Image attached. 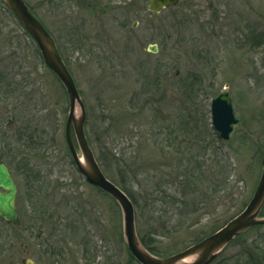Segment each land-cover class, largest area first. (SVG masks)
Masks as SVG:
<instances>
[{"label": "rangeland", "instance_id": "1", "mask_svg": "<svg viewBox=\"0 0 264 264\" xmlns=\"http://www.w3.org/2000/svg\"><path fill=\"white\" fill-rule=\"evenodd\" d=\"M25 2L54 37L85 104L94 155L116 182L115 161L130 182L137 179L138 190L150 161L175 160L170 148L165 159L152 147L158 126L175 130L177 141L194 134L215 140L211 102L229 85L240 126L230 141L205 149L225 166L226 179L213 202L190 215L189 226L171 231L163 220L154 227L161 235L148 240L162 256L185 250L245 209L263 171L264 0H179L158 13L149 11L150 0ZM12 14L0 0V157L18 187L21 225L0 218V264H140L128 251L119 205L73 165L64 136L67 92ZM150 45L157 54L148 52ZM152 76L160 78L152 79L162 83L160 95L141 113L144 78ZM190 77L195 91L184 103L180 87ZM29 120L46 132L42 150H27L15 139V127ZM144 214L137 219L139 235L151 234ZM256 236L252 230L234 240L212 264H264L252 253Z\"/></svg>", "mask_w": 264, "mask_h": 264}, {"label": "water", "instance_id": "2", "mask_svg": "<svg viewBox=\"0 0 264 264\" xmlns=\"http://www.w3.org/2000/svg\"><path fill=\"white\" fill-rule=\"evenodd\" d=\"M11 10L20 25L36 43L45 65L54 73L64 86L69 98V112L65 125L66 146L79 173L88 184L101 189L111 196L121 208L123 216L124 239L131 256L140 264H181L189 257H195L192 264H211L237 237L255 226H264V217L260 214L264 207V158L263 171L251 201L243 211L231 219L224 227L214 234L201 239L184 251L166 258L152 255L142 244L137 232L135 206L126 193L104 174L93 153L85 127L87 111L73 76L61 58L54 38L41 22L31 14L24 0H1ZM179 0H150L149 11L158 13L162 9L176 6ZM136 25V24H135ZM156 45H150L148 52L158 53ZM226 85L225 87H227ZM229 92H223L211 102V122L220 139L229 141L235 130L240 126L236 117L234 104ZM81 157L85 165L81 163ZM264 157V156H263ZM8 166L0 162V218L12 226L21 225V217L17 208L18 187L13 180ZM26 264H34L31 260ZM191 264V263H189Z\"/></svg>", "mask_w": 264, "mask_h": 264}, {"label": "trees", "instance_id": "3", "mask_svg": "<svg viewBox=\"0 0 264 264\" xmlns=\"http://www.w3.org/2000/svg\"><path fill=\"white\" fill-rule=\"evenodd\" d=\"M155 77L156 79H160L157 76L144 78L145 82L143 83L141 94L143 97H147V99L143 100L144 103L141 104V113L146 112L145 110L149 109L147 108L150 104V101L148 100L153 101L155 97L160 95L162 83L154 84L152 79ZM194 81L195 80H192L190 77L182 82L183 85L180 88L183 90L181 96L182 99H185V102L183 100L184 103H189L190 100H192L191 98L193 97L196 84V81ZM161 97H163V95H161ZM32 123L33 121L29 120L26 123H21L15 127V139L20 146L27 150H42V141H44L43 136L46 132L43 131L40 126H36ZM183 124L181 125L182 127H184ZM177 130L182 129L179 128ZM173 132H175V130H169L168 128L164 129V127L160 126L156 127V131H152V134L155 136V140L151 143L152 147L158 148L157 152L162 154V158H165L167 155V151L165 152L166 148H170V151L176 155V158L175 160L174 158H165L166 161L168 160L170 163L150 161L148 167H146L145 170L143 169L146 173V178L141 180V189H135L137 184V179L135 177L136 181L133 182H130L126 178L128 170L125 166L120 167V162L115 161L113 164L117 170V182L106 175L131 199L135 206L136 218L139 219V221L141 219L139 215L140 212L145 213L143 215V222H146L147 225H149L147 229L151 231V234L147 235L144 233L139 236L145 248H147V250L153 255L159 257L164 256L161 255L162 253H160L158 249L151 245L153 242H149L148 240L149 236L161 235V232L154 227L163 220H166V222L163 223L166 227L164 229L172 228L171 231L177 230L178 228H185L187 225L189 226L191 220L190 215L197 213L198 210L200 211V209L206 205V207H208L210 203L213 202V198L219 193L221 186H223L224 182L222 181L226 179L223 173L225 166H217L216 161L209 157L207 154L208 151H206L207 148L212 147L211 143L215 144V140L219 141V139H217L218 137L215 138V140L208 142L207 139L198 140V135L194 134L192 137L194 139L192 140L186 139L184 141H177L178 139H176V136L171 138ZM102 133L105 134L106 131L100 132L97 135V144H102L100 142L104 136ZM198 143H202L200 149L201 153L194 150V148H197ZM212 148H216L215 145ZM197 149H199V147ZM1 159L2 158L0 157V161ZM97 161L101 168H103L102 159L99 156L97 157ZM27 169L30 170L29 172L33 173V167ZM102 170L106 174V171L104 169ZM29 172L28 176L31 174ZM36 175V173H33L30 176H34V179L38 181ZM220 177H222V179H220ZM211 195L214 197L212 198ZM262 215L264 216V208ZM261 228V226H257L250 230L257 232V236L251 241L250 246L252 248V253H254L253 255H259L261 261L264 262V231L259 232ZM212 233H214V231Z\"/></svg>", "mask_w": 264, "mask_h": 264}, {"label": "flooded vegetation", "instance_id": "4", "mask_svg": "<svg viewBox=\"0 0 264 264\" xmlns=\"http://www.w3.org/2000/svg\"><path fill=\"white\" fill-rule=\"evenodd\" d=\"M28 5V4H27ZM29 7V6H28ZM5 8H7V7H5ZM30 8V7H29ZM30 10H31V12H32V14H34L35 16H36V14L32 11V9L30 8ZM36 18H37V16H36ZM38 19V18H37ZM40 21V20H39ZM41 22V21H40ZM41 24H42V22H41ZM43 25V24H42ZM44 26V25H43ZM45 27V26H44ZM45 29L48 31V29L45 27ZM49 32V31H48ZM49 34H50V32H49ZM32 40V45L35 47V49H36V51H37V55H39V57L42 59V56L40 55L41 53H40V50H39V48H38V46L36 45V43H35V41L33 40V39H31ZM59 50V49H58ZM1 51L3 52L4 50L3 49H1ZM60 53V52H59ZM11 57H12V59H13V57H14V54L13 55H11ZM5 58H7V57H5ZM11 59V60H12ZM43 60V59H42ZM7 60H5V62H6ZM2 66H3V64H2ZM6 65L4 64V66L3 67H5ZM9 66V65H8ZM7 66V67H8ZM6 68V67H5ZM9 68V67H8ZM3 71H4V69H3ZM2 77H7V75L6 74H4V72H3V75H2ZM1 82H2V80H1ZM226 85H228V84H226ZM229 86V85H228ZM227 86V87H228ZM228 88H226V87H224V91L225 90H227ZM230 93V92H229ZM231 96V95H230ZM2 126H3V124H2ZM1 162V161H0Z\"/></svg>", "mask_w": 264, "mask_h": 264}, {"label": "bare ground", "instance_id": "5", "mask_svg": "<svg viewBox=\"0 0 264 264\" xmlns=\"http://www.w3.org/2000/svg\"><path fill=\"white\" fill-rule=\"evenodd\" d=\"M81 163H82L83 165H85V161H84V159H83L82 157H81ZM194 260H195V257H189V258L183 260L181 264H189V263L192 264V262H193Z\"/></svg>", "mask_w": 264, "mask_h": 264}]
</instances>
